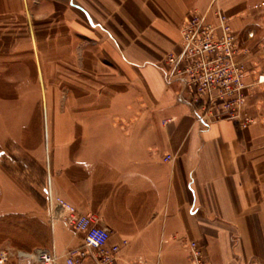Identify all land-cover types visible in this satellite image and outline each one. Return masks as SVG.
<instances>
[{
	"label": "crops",
	"instance_id": "0c3cea01",
	"mask_svg": "<svg viewBox=\"0 0 264 264\" xmlns=\"http://www.w3.org/2000/svg\"><path fill=\"white\" fill-rule=\"evenodd\" d=\"M261 3L0 0V145L12 141L45 165L27 143L41 147L44 121L48 190L111 230L120 264H190L191 241L209 264H264V85L247 99L253 123L242 129L228 120L197 122L180 86L165 81V58L180 52V28L192 11L212 23L221 11L246 42L254 32L250 65L264 72ZM32 79L50 93L25 98L18 87L10 98L18 81ZM41 106L49 108L45 117ZM0 183L5 213H42L53 235L39 247L52 243L62 254L82 245L73 229H51L49 207L13 202L3 176Z\"/></svg>",
	"mask_w": 264,
	"mask_h": 264
},
{
	"label": "built area",
	"instance_id": "2783aa9c",
	"mask_svg": "<svg viewBox=\"0 0 264 264\" xmlns=\"http://www.w3.org/2000/svg\"><path fill=\"white\" fill-rule=\"evenodd\" d=\"M264 7V3L255 9ZM216 23L207 16L192 11L182 24V40L178 54L165 58V81L180 86V99L197 112V122L228 120L242 129L253 123L246 111L247 99L257 86L264 85V74H257L253 84L248 83V48L242 49L246 40L233 29L231 19L216 12ZM254 33L247 34L253 39ZM167 156L165 161H171ZM50 223L52 228L60 223L82 234L83 243L77 248L58 253L55 246L18 249L15 253L2 252L0 264L14 256L25 264H120V245H110L111 230L99 225L92 214H83L61 197L50 196ZM123 245H128L124 240ZM190 264H209L199 243L188 245ZM124 264H145L129 262Z\"/></svg>",
	"mask_w": 264,
	"mask_h": 264
},
{
	"label": "rangeland",
	"instance_id": "374dc122",
	"mask_svg": "<svg viewBox=\"0 0 264 264\" xmlns=\"http://www.w3.org/2000/svg\"><path fill=\"white\" fill-rule=\"evenodd\" d=\"M216 12H221V11H215L214 13L215 17H216ZM190 13L188 14L187 18L189 17ZM200 14L207 16V14L204 13H200ZM239 35L241 36V34ZM242 40L244 39L242 38ZM247 40L249 43L245 41L244 45H242V49L248 48L250 52L248 55H246L247 56L246 60H248V69L251 72V77L249 79H251L252 81L250 80L249 83V79H248V83L253 84L255 77L252 76H255L257 74H264V72L258 71L254 67L252 68L250 65L251 59L256 60L255 56H253L254 55L253 47L254 46L258 47L256 35L253 39H247ZM23 77L24 78H20V79L27 80L26 78L27 76H23ZM59 80H60V75H59ZM33 82L34 79H32L30 83L23 81H21L20 83L18 81L17 85L15 84L16 87L14 88V91H10L11 92L10 98H18V92H19L18 87L19 88L21 87L22 89L26 88V90L24 91V93H26V96H24L23 93V96L25 98H29L30 96H32L33 93H34L33 97L40 93L44 95L50 93L48 84L45 85L43 84L42 87L40 86L37 88ZM259 87L260 86L255 87V90L253 92H258ZM65 93H66L65 89L61 91L59 89L56 92L57 94L56 97L60 99H64ZM47 110H49V108H46V106L38 107L37 114H40L45 117V115L47 114ZM41 124H42L41 147L39 148L38 140L37 141L28 140L27 143L31 144L29 146L32 147L30 151H34V149L38 151L40 149L41 152H43L42 155L44 154L45 165H44V161L42 162L40 160L38 161L37 159H35L33 154L25 153V155H21L19 153V147L15 145L12 141H9L5 144V146L0 145V176H3V178L6 180V186L9 183L8 184L9 187L5 188L6 192L10 191L9 193L10 196L8 198H11L13 202H16V200H20L24 198V200L26 201V206L29 208L31 207V205L35 206L36 208L37 207L44 208L46 206L47 208L49 207V209H47L48 219H49L50 218L49 214L51 209V204L49 199L52 193H51V189L48 190L49 172L47 165L49 161V156H48V146L46 142L47 130H46L45 122L43 121V123ZM6 127H8V123L6 124ZM32 133H30V136H32ZM36 157L39 156L36 155ZM10 186H12V188ZM17 191L22 192L23 195L21 194L18 195ZM6 197L7 194L4 193V189L0 183V256L2 252L5 251L10 254V253H15V251L18 249L30 251L39 246H47V243H50L53 234L50 228L48 227L49 225L45 223L43 219H41L42 213L41 212L30 213V214H17L12 212L5 213L4 206L6 202H4V198ZM51 229H53L52 225H51ZM51 245L53 246L52 243ZM5 264H25V263L14 256H10L9 260Z\"/></svg>",
	"mask_w": 264,
	"mask_h": 264
}]
</instances>
